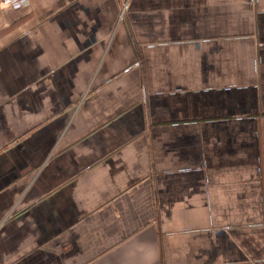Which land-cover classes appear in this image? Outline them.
<instances>
[{"label": "crops", "instance_id": "obj_1", "mask_svg": "<svg viewBox=\"0 0 264 264\" xmlns=\"http://www.w3.org/2000/svg\"><path fill=\"white\" fill-rule=\"evenodd\" d=\"M0 264H264V0H0Z\"/></svg>", "mask_w": 264, "mask_h": 264}]
</instances>
